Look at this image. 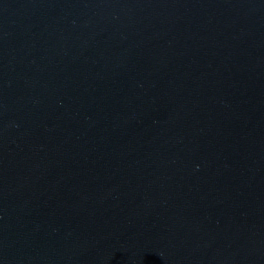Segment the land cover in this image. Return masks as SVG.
I'll list each match as a JSON object with an SVG mask.
<instances>
[{"label": "water", "instance_id": "water-1", "mask_svg": "<svg viewBox=\"0 0 264 264\" xmlns=\"http://www.w3.org/2000/svg\"><path fill=\"white\" fill-rule=\"evenodd\" d=\"M0 264H264V0H0Z\"/></svg>", "mask_w": 264, "mask_h": 264}]
</instances>
